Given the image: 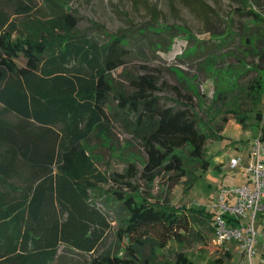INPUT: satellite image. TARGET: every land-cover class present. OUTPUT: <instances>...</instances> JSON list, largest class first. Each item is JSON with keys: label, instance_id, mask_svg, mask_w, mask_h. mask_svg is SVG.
I'll return each mask as SVG.
<instances>
[{"label": "trees", "instance_id": "1", "mask_svg": "<svg viewBox=\"0 0 264 264\" xmlns=\"http://www.w3.org/2000/svg\"><path fill=\"white\" fill-rule=\"evenodd\" d=\"M48 1L52 13L47 19L12 18L0 9V264H55L62 248L92 256L89 264H154L171 244H187L193 213L211 221L213 214L150 202L131 181L140 176L151 185L165 173L187 175L186 158L199 161L207 172L211 135L192 105L161 104L154 76H128L131 94L115 90L112 75L136 54L137 34L110 35L100 24L92 27L99 36L79 31L78 19L62 3ZM237 2L238 13L252 25L240 42L264 59V47H259L264 13L256 9L258 2ZM30 11L23 4L16 14ZM170 31L147 27L138 33ZM192 48L195 55L199 46ZM244 68L242 77L251 71ZM256 72L247 85L231 81L215 102L230 104L228 112L244 125L248 112L241 113L238 99L251 101L264 141V67ZM115 124L131 133L147 156L141 169L131 164L124 173L110 175L120 191L103 188L110 181L97 167L90 144L92 138L112 139ZM195 183L191 179L186 190ZM113 222L116 234L126 239L119 246L124 255L99 253ZM174 264L194 262L187 252L177 251Z\"/></svg>", "mask_w": 264, "mask_h": 264}, {"label": "rangeland", "instance_id": "2", "mask_svg": "<svg viewBox=\"0 0 264 264\" xmlns=\"http://www.w3.org/2000/svg\"><path fill=\"white\" fill-rule=\"evenodd\" d=\"M55 1L62 3L66 12L78 19L79 31L99 36L92 27L100 24L110 35L121 32L137 34L139 44L136 54L126 66L112 75L116 91L131 94L133 88L128 76L151 75L158 80L160 91L156 94L161 97L162 105L181 108L180 104H189L199 113L205 131L211 135L206 143L205 158L210 162L208 171L203 172L199 161L186 158L187 175L165 173L151 185L140 176L131 182L137 194L150 202L166 201L177 208L185 206L212 214L213 206L219 201V192L239 186L244 178L242 172L229 169L227 163L235 156L245 157L261 134L255 112L251 111V101L238 99L241 113L248 112L244 125L228 112L230 104L215 102L218 92L231 81L247 85L256 77V70L264 67V59L240 42V35H245L247 29L252 27L246 16L238 13L241 5L237 0ZM254 1L259 3L256 9L264 13V0H251V3ZM23 4L31 9L30 13L17 15ZM248 5L246 7L250 8ZM0 9L12 18L47 19L52 13V3L48 0H0ZM147 27L170 28L171 31L161 35H139L138 32ZM224 38L228 40L225 39L226 44L221 45ZM193 45L199 46L195 55L191 54ZM259 47H264V42L259 43ZM209 59L213 61L207 64ZM18 64L24 66L25 60L20 59ZM255 65L259 67L254 68ZM243 66L251 67V71H245L242 77L240 74L245 70ZM260 109L264 114V96ZM90 144L97 167L110 181L108 185H103L104 189L115 188L120 191V187H114L110 175L124 173L131 164L141 169L147 157L142 145L119 124L114 125L112 139L92 138ZM191 179H196V183L187 191ZM123 191L132 194L131 189ZM192 216L193 228L187 244L182 247L171 244L158 253V260L154 264H174L177 251L187 252L194 264H217V260L223 261L222 264H250L239 256L235 260V247L231 248L230 256H227L224 251L227 246L220 248L214 243L211 220L199 212ZM112 226L114 229L99 248V253L110 251L112 254L124 255V250L119 249V246L126 239L116 234V222ZM261 227L262 220L259 217L256 222L258 235L254 264H264V232ZM91 257L62 248L55 264H89Z\"/></svg>", "mask_w": 264, "mask_h": 264}, {"label": "built area", "instance_id": "3", "mask_svg": "<svg viewBox=\"0 0 264 264\" xmlns=\"http://www.w3.org/2000/svg\"><path fill=\"white\" fill-rule=\"evenodd\" d=\"M227 167L233 171H244L242 185L222 189L219 201L213 206L214 243L225 248L237 244L245 260L254 264L258 231L256 222L260 217L264 230V141L261 134L253 142L248 160L235 156Z\"/></svg>", "mask_w": 264, "mask_h": 264}, {"label": "crops", "instance_id": "4", "mask_svg": "<svg viewBox=\"0 0 264 264\" xmlns=\"http://www.w3.org/2000/svg\"><path fill=\"white\" fill-rule=\"evenodd\" d=\"M248 154H249V153H248ZM248 154L244 157L246 161L248 160ZM239 172H242V173H243V176H244L243 181H242L241 184H240V185H242V183H243L244 180H245V173H244V171H242V170H239ZM237 186H238V185H237ZM261 231L264 232V230H263V225H262V227H261ZM232 247H235V251H234V253H236L235 260H236L237 256H239L241 260H245L244 255H243V253L241 252V250H239V246H238L237 244H235V245H234V244H229V245H227V247L225 248L224 251H225L226 253H229V252L231 251V248H232ZM262 257L264 258V250H263V252H262Z\"/></svg>", "mask_w": 264, "mask_h": 264}]
</instances>
